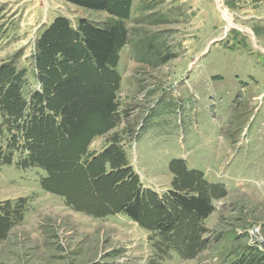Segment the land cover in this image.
<instances>
[{
    "label": "rangeland",
    "instance_id": "1",
    "mask_svg": "<svg viewBox=\"0 0 264 264\" xmlns=\"http://www.w3.org/2000/svg\"><path fill=\"white\" fill-rule=\"evenodd\" d=\"M57 17H66L74 28L81 19L105 29L117 25L126 31V44L116 65L118 117L106 123L90 115L80 136L69 145L57 144L54 154L64 165L54 159L50 165L59 167L65 179L56 189L81 206L99 209L117 190L118 204L130 199L137 183L143 194L141 222L120 212L96 216L80 211L61 194L47 191L45 170L18 167L25 154L7 149L12 134L0 117V157L4 162L13 154L11 164H0V207L24 205L23 221L0 241V264H243L263 259L264 0H133L128 20L63 0H0V67L10 64L24 73L26 97L40 86L35 44ZM80 71L88 88H96L98 80L106 87L107 74L100 77L91 65ZM51 76L53 88L57 79ZM110 125L92 139L82 160L116 143L134 181L114 186L112 173L82 176L77 167L69 175L87 139ZM187 172L199 174L198 184ZM102 186H108L105 193ZM175 191L205 197L214 207L193 226L200 244L194 251L195 241L185 242L182 232L175 241H164L166 234L156 224L155 213H165L154 197L162 201ZM183 227L188 230L191 223Z\"/></svg>",
    "mask_w": 264,
    "mask_h": 264
},
{
    "label": "trees",
    "instance_id": "2",
    "mask_svg": "<svg viewBox=\"0 0 264 264\" xmlns=\"http://www.w3.org/2000/svg\"><path fill=\"white\" fill-rule=\"evenodd\" d=\"M63 1L85 10L110 12L124 20L130 18L133 3V0ZM125 32L117 25L105 29L85 19L79 20L78 26L74 28L66 17L55 18L51 25L41 33L33 51L40 85L37 92L28 97L24 96V73L17 72L16 68L10 64L0 67V117L3 119V125L7 126L8 132L12 134L7 149L21 151L25 154L18 167L22 169L37 167L45 170L48 175L42 180V185L47 191L61 194L66 198L68 204L77 210L96 216L120 212L140 223L143 194L139 184L136 183L134 191L132 190L134 195L128 200L125 198L121 204L116 202L119 198V196L116 197V194L120 192L117 190L114 195L110 196L106 207L86 208L74 202L67 192L63 191V193L56 189L58 180L65 178L59 167L50 165L52 159L63 162L62 158H58L59 156L54 154L55 147L63 142L64 146L69 145L77 136H80L83 133L86 117L99 115L106 123L110 122L109 119L118 117L115 98L119 88V76L116 65L119 61V50L126 44ZM89 65L100 77L108 75L104 77L106 87L102 85L101 80H98L101 84H97L96 88L87 87L79 74L82 72L80 70H88ZM68 73L71 74L70 77H68ZM51 75H55L54 77L57 79L53 88ZM110 81L112 84L109 83ZM116 82L117 84H115ZM114 84L117 85V88L114 87ZM53 104L56 108H53ZM110 127L112 126L107 128L103 126L87 139L84 148L78 153L73 172L71 171L69 175L74 173L77 167V171H80L82 176L87 174L90 177L93 172L99 174L101 170L105 175L112 173L111 176L116 179L114 186L118 183L129 185L134 181L133 177L127 173L129 168H127L123 148L115 145L116 143H112L99 156L91 160L89 158L82 160L88 154V147L92 139L102 132L105 134L110 130ZM14 145L15 147H13ZM61 149L64 150V147ZM0 153H3L1 147ZM12 159L13 154L4 162L0 157V164L2 165V162L11 164ZM62 164L64 165V163ZM187 173L195 178L194 185L198 184L199 174L196 172ZM68 181L70 180L68 179ZM106 188L108 186H102L104 193ZM154 198L160 212L165 213L163 216L155 213L158 217L156 224L161 226L162 234H166L163 237L164 241L171 243L182 232L185 235V242L195 241L192 242L190 250L198 249L200 244L196 240L199 232L195 230L199 231V229L193 226L196 222L207 219L213 213L214 207L210 202L205 197L185 191L169 192L162 201L157 197ZM20 203L22 204L23 201ZM13 206L15 209L12 212ZM23 213L24 205L11 202L1 205L0 234L2 235L0 241L8 235L17 222L23 221ZM186 221L191 223L188 230L183 227ZM179 229L182 231H178ZM258 261L264 262V258H258V260L250 258L243 264H257Z\"/></svg>",
    "mask_w": 264,
    "mask_h": 264
},
{
    "label": "crops",
    "instance_id": "3",
    "mask_svg": "<svg viewBox=\"0 0 264 264\" xmlns=\"http://www.w3.org/2000/svg\"><path fill=\"white\" fill-rule=\"evenodd\" d=\"M39 89V88H38Z\"/></svg>",
    "mask_w": 264,
    "mask_h": 264
}]
</instances>
